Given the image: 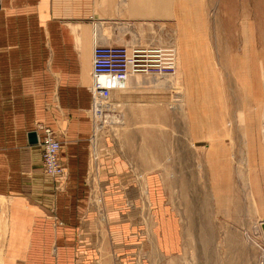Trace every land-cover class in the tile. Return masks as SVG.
Masks as SVG:
<instances>
[{
	"label": "rangeland",
	"instance_id": "1",
	"mask_svg": "<svg viewBox=\"0 0 264 264\" xmlns=\"http://www.w3.org/2000/svg\"><path fill=\"white\" fill-rule=\"evenodd\" d=\"M256 2L95 0L94 12L83 14L80 22L94 25L85 113L91 125L86 156L92 172L88 187L83 191L80 186L75 197L92 203L102 221L105 264L107 251L114 252L107 235L108 201L115 203L116 231L127 225L133 236L147 238V245L126 240L127 256L136 264H264V44L254 19ZM260 10L264 16V3ZM67 26L83 45L85 27ZM115 35L119 40L110 41ZM114 45L129 49L131 76L93 79L95 48ZM141 45L157 47L160 62L173 65L175 74L134 73V67L140 69ZM95 81L116 85L101 108L92 100ZM43 128L52 129L60 142L65 132L38 127L41 155ZM62 153L61 142L63 177L45 174L42 158V172L57 194L71 184ZM107 157L116 159L109 167L103 162ZM104 168L116 177L115 194H106L99 182ZM12 200L0 195V264L25 262L12 256L22 243L8 241ZM159 209L163 219L176 221L182 240L179 254L163 260L157 257ZM116 257L113 264H121Z\"/></svg>",
	"mask_w": 264,
	"mask_h": 264
},
{
	"label": "crops",
	"instance_id": "2",
	"mask_svg": "<svg viewBox=\"0 0 264 264\" xmlns=\"http://www.w3.org/2000/svg\"><path fill=\"white\" fill-rule=\"evenodd\" d=\"M94 7L95 0H0V195L13 199L8 241L22 243L12 254L25 259L20 264H105L102 221L92 203L75 197L80 186L83 191L88 187L92 172L86 156L91 125L85 113L90 106L94 25L80 21ZM68 24L85 27L83 45L77 44ZM49 126L65 129L60 140L71 184L61 194L42 172L41 148L28 139L38 127ZM93 141L95 146V137ZM114 160L104 159L105 167ZM108 170L103 169L99 182L110 195L116 192V177ZM107 209V235L114 245L112 255L107 241V264H113L116 255L121 264H136L127 256L126 240L147 245V238L133 236L127 225L116 231L115 203L108 201ZM162 209L155 222L160 260L182 250L177 223L163 219Z\"/></svg>",
	"mask_w": 264,
	"mask_h": 264
},
{
	"label": "built area",
	"instance_id": "3",
	"mask_svg": "<svg viewBox=\"0 0 264 264\" xmlns=\"http://www.w3.org/2000/svg\"><path fill=\"white\" fill-rule=\"evenodd\" d=\"M135 48V47H134ZM132 49V48H130ZM127 50L124 46H98L94 50V60L92 65L93 79L100 77H125L131 76L132 64L127 56ZM140 69L134 67L133 71L139 74L153 77H164L175 74V67L160 62L161 51L157 47L150 45L139 46ZM141 67H144L141 71ZM130 75V76H129ZM116 85L112 82L110 87L100 84L98 81L93 82L92 94L93 104L103 107L105 98L109 91L114 89ZM100 107V108H101ZM39 143L42 146L43 168L45 174L51 177H63L65 175V167L60 160L61 142L57 139L55 132L50 128H43Z\"/></svg>",
	"mask_w": 264,
	"mask_h": 264
},
{
	"label": "bare ground",
	"instance_id": "4",
	"mask_svg": "<svg viewBox=\"0 0 264 264\" xmlns=\"http://www.w3.org/2000/svg\"><path fill=\"white\" fill-rule=\"evenodd\" d=\"M230 0H225L226 3H229ZM264 0H257L255 4V9L253 10L254 19L256 22L257 30L259 31V37L261 38L262 44H264V16L259 15L260 7H263ZM220 24V23H219ZM221 26V25H220ZM227 60V59H226Z\"/></svg>",
	"mask_w": 264,
	"mask_h": 264
},
{
	"label": "water",
	"instance_id": "5",
	"mask_svg": "<svg viewBox=\"0 0 264 264\" xmlns=\"http://www.w3.org/2000/svg\"><path fill=\"white\" fill-rule=\"evenodd\" d=\"M28 139H29V143L31 145H35L38 143V136H37V133L35 132H31L29 135H28Z\"/></svg>",
	"mask_w": 264,
	"mask_h": 264
}]
</instances>
